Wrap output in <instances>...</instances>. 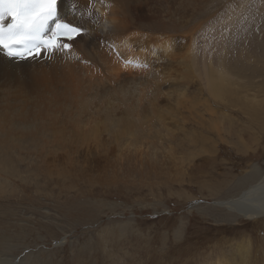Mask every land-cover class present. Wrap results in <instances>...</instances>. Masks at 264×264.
I'll return each instance as SVG.
<instances>
[{
    "label": "rangeland",
    "instance_id": "374dc122",
    "mask_svg": "<svg viewBox=\"0 0 264 264\" xmlns=\"http://www.w3.org/2000/svg\"><path fill=\"white\" fill-rule=\"evenodd\" d=\"M198 7L194 13L184 14L191 21L183 28L186 34L182 50L186 53L194 44L203 46L204 40L213 38L210 36L213 30L219 49L211 64L230 57V63L236 59L244 64L239 71L242 83L236 89V100L211 101L199 79L189 81L192 68L185 62L189 58L185 57L181 89L176 94L178 101L166 104L179 120L174 123L170 116L166 119L171 122L169 128L179 132L176 141L154 140V144L151 140L132 141V146L137 148L141 145L143 149L145 143L150 145L151 149L144 150L150 152L109 157L89 154L78 139L81 152L74 154L75 164L62 153L38 158L11 155L3 148L0 187L8 191L16 189L12 198L17 200V213L21 215L18 218L15 215L12 224L18 225V230L26 225L35 228L27 240L10 252L15 253L24 246L26 249H21L20 256L33 252L32 256L36 254L41 260L61 259V255L68 256L70 250H107L116 254L117 264H157L161 255L160 264H199L216 259L224 252L239 253L238 250L247 246L245 264H264V226L261 224L264 220L256 224L258 220L234 218L217 202L238 196L253 183L255 180L245 181L242 187L235 184L248 176L254 166L264 175V129L260 127L264 123V0H198ZM194 26L192 33L197 39L191 43L193 34L189 28ZM189 83H192L191 88ZM210 111L214 112V117L225 112L223 117L228 115L231 122H211L209 119L214 117L210 116ZM11 118L5 116L0 107V129L10 128ZM254 118L258 122L252 121ZM230 132H238L240 139L230 143ZM18 139L21 138L13 136L7 141L29 142ZM47 140L48 137H44L35 143L46 149ZM138 149L132 148V152ZM155 155L157 159H152ZM44 158L48 163L40 162ZM172 159L173 163L167 165ZM128 163L132 164V170L127 168ZM33 172L37 178H32L35 182L27 189L32 191L30 196L37 194L33 201L42 202L44 213L50 214L46 217L54 218L55 235L45 234L43 230L37 233L39 227L35 221L43 218V210L38 206L41 210L35 211L29 202L20 203V197L27 193L22 186L12 185L19 182L17 174L29 180L31 177L27 174ZM76 181L73 188H67ZM78 210L84 215L77 214ZM24 217H34L30 218L34 222H27ZM7 226L8 233L18 231L11 224ZM21 229L23 232L24 228ZM70 258L67 264L73 262ZM151 258L156 261L150 262Z\"/></svg>",
    "mask_w": 264,
    "mask_h": 264
},
{
    "label": "bare ground",
    "instance_id": "6f19581e",
    "mask_svg": "<svg viewBox=\"0 0 264 264\" xmlns=\"http://www.w3.org/2000/svg\"><path fill=\"white\" fill-rule=\"evenodd\" d=\"M60 6L61 20L75 23L84 29L83 34L74 41L73 50L55 54L49 62L30 60L14 64L0 56V107L5 116L12 117L10 128L0 129V138L4 137V140L0 139V152L4 148L11 155L25 154L38 158L62 153L75 164V157L81 152L77 145L78 139L89 154L109 157L150 152L144 151L150 145L145 143L143 149L141 145L138 149L132 146V141H176L179 132L169 128V121L177 123L179 120L175 112H169L166 104L167 101H178L176 94L181 89V69L185 57L190 59L185 62L192 68L189 81L195 77L199 79L211 101H235V97H238L236 89L242 83L239 71L244 64L236 59L230 63L231 57L221 60L219 64H211L219 49L213 39L217 36L213 30L209 33L213 38L204 40L203 46L197 47L194 44L186 53L182 50L185 44L183 35L186 34L183 28L189 26L190 20L184 14L197 11L198 0H61ZM189 29L192 35L195 26ZM196 39L197 35L193 34L191 43ZM250 68L253 69L251 65ZM191 86L192 83H189ZM245 98L248 96L245 95ZM213 113L210 111L211 117ZM225 114L219 113V116L209 120L231 122L228 115L223 117ZM250 115L253 116V112ZM168 116L170 120L166 121ZM252 121L258 122L255 118ZM260 127L264 129V123ZM224 130L226 132L227 129L224 127ZM229 135L230 143L241 137L238 132H230ZM13 136L30 143L7 141ZM44 137H48L46 149L35 143ZM132 148L138 149V152H132ZM152 159H157V155ZM173 160L167 165L172 164ZM120 161L124 163L122 158ZM40 162L48 163L46 158ZM126 165L132 170L131 163ZM248 174L234 183L239 187L247 180H255L253 183L238 196L217 202L220 207L228 210V215L258 220V224L264 220V175L257 166ZM17 175L19 182L12 185L22 186L27 193L20 197V203L29 202L35 211L43 210V218L35 221L39 227L37 233L43 230L45 234L55 235L52 231V227L57 224L54 218L46 217L50 214L44 213L46 209L42 202L33 201L37 194L34 196L32 193L30 196L32 191L27 189L35 182L32 178H37L36 172L27 174L31 177L29 180L21 173ZM74 183L77 181L67 188H73ZM10 191L0 187V264H39L41 260L40 264H67V258L70 257L73 260L71 264H117L116 254L107 250H70L69 255H61V259L49 257L41 260L36 254L33 257V252L20 256L21 249H26L24 246L15 253L10 252L35 231V228L26 225L21 227L24 228L22 232L21 228L18 230V225L12 224L15 215L17 218L21 215L17 213V200L12 198L16 195V189ZM63 193L64 190L61 196ZM77 214L84 215L80 210ZM24 218L27 222L34 219ZM10 224L18 230L16 233L5 230ZM261 224L264 226L263 222ZM247 249L245 246L238 250L239 253L224 252L216 259L201 261L199 264H245ZM147 256L153 257V254ZM162 257L157 258V264L162 263ZM151 261L155 262L156 259L151 258Z\"/></svg>",
    "mask_w": 264,
    "mask_h": 264
},
{
    "label": "snow or ice",
    "instance_id": "6c2138e0",
    "mask_svg": "<svg viewBox=\"0 0 264 264\" xmlns=\"http://www.w3.org/2000/svg\"><path fill=\"white\" fill-rule=\"evenodd\" d=\"M56 3L57 0H0V48L9 57L17 58L39 56L42 48H69L70 44L61 43V36L71 41L82 33L80 27L58 21L50 36L43 35L48 21L56 16Z\"/></svg>",
    "mask_w": 264,
    "mask_h": 264
}]
</instances>
